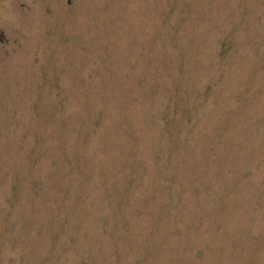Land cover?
<instances>
[{"label":"rangeland","instance_id":"rangeland-1","mask_svg":"<svg viewBox=\"0 0 264 264\" xmlns=\"http://www.w3.org/2000/svg\"><path fill=\"white\" fill-rule=\"evenodd\" d=\"M0 264H264V0H0Z\"/></svg>","mask_w":264,"mask_h":264}]
</instances>
